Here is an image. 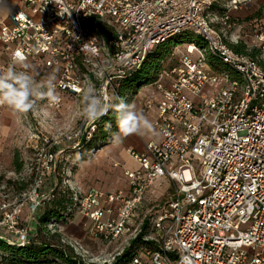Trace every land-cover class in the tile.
I'll list each match as a JSON object with an SVG mask.
<instances>
[{"label": "built area", "instance_id": "2783aa9c", "mask_svg": "<svg viewBox=\"0 0 264 264\" xmlns=\"http://www.w3.org/2000/svg\"><path fill=\"white\" fill-rule=\"evenodd\" d=\"M14 1L0 20V71L35 66L41 85L54 75L59 101L38 99L54 108L64 96L82 97L89 86L101 96L118 95L119 81L156 46L193 35L185 53L161 70L154 83L158 98L142 108L147 112L155 103L150 123L157 137L144 152L127 149L137 164L123 170L128 192L73 190L74 215L85 218L87 234L118 241L140 219L146 193L167 180V200L142 216L150 218L146 240L156 248H139L126 263L180 264L187 256L192 264H264V9L241 24L232 22V12L254 0ZM90 18L110 28L109 40L92 32ZM94 37L99 41L85 49ZM246 38L248 49H258L255 58L231 47ZM17 53L22 63L14 64ZM98 120H88L75 148ZM62 141L33 135L30 184L13 203H0V239L24 245L36 235L34 228L19 227L21 215L27 210L37 223L39 209L54 197Z\"/></svg>", "mask_w": 264, "mask_h": 264}, {"label": "rangeland", "instance_id": "374dc122", "mask_svg": "<svg viewBox=\"0 0 264 264\" xmlns=\"http://www.w3.org/2000/svg\"><path fill=\"white\" fill-rule=\"evenodd\" d=\"M252 8H256L257 5L254 2ZM5 7H0V15L5 10ZM253 11V10H252ZM191 32H186L183 35L178 36L170 43L171 48L175 47L177 50L185 48V43L192 39ZM169 46V45H167ZM164 56L165 58H163ZM161 57L157 56L151 63H155L161 60L163 63H159V69H164L173 62V59L169 55V52H164ZM151 67L148 68V74L150 76L149 84L145 83L141 89H138L131 96V104L135 105V109L139 113H145L142 108L146 104L148 99L153 100L155 88L152 83ZM16 71H27L31 75L37 84L42 80L40 71L35 66H18L16 65ZM83 97V96H82ZM82 97H62L61 105L58 108L49 107L44 102L36 99L35 107L33 110L27 113L17 112L7 105H3L0 108V203L16 201L21 194L26 191L30 184V172L29 164L33 158L31 150V142L34 134H44L53 140H63V151L58 154V161L54 168V175L52 178L55 182L62 183V187L69 188L70 190L77 191V187L84 184L90 186L94 182L105 181L107 176L110 179L109 189L120 188L125 184L121 170L124 166L134 167L135 163L130 161L126 156H122L121 153L126 150V146L120 142H114L111 138V133L116 132L117 127L114 130H110L107 135L108 139L105 143L98 145L91 153L84 151H75V145L81 134H84L88 129V120L83 115V100ZM143 100L140 102L139 98ZM35 99V98H34ZM78 134V136H75ZM148 133L144 135L139 134L140 140L147 138ZM67 137H71L67 140ZM66 139V141H65ZM147 141V139H146ZM115 154L118 156L116 159L110 160L108 166H102L101 163L104 158ZM81 164L84 165L82 173L78 171ZM89 172V174H88ZM87 174L91 177H87ZM92 178V179H89ZM171 183L165 181L158 186L152 187L146 193L145 201H143L139 225L132 231V234L127 235L125 238L119 240L116 243L103 242L90 238L85 234V231L81 229V236L70 235L67 233L69 225L73 221L72 218L64 222H51L44 228L41 223H38L39 231L34 238L35 242L41 240H50L59 244L63 249L67 251L69 255L79 256L83 260L84 264H112L115 262L117 256L122 254L123 250L127 248L132 239L140 232L141 223L145 220L142 216L144 212L156 208L158 205L163 204L171 192ZM49 202H46L40 209L41 214ZM3 216L0 211V219ZM81 228V225L78 224ZM19 227H23L20 222ZM150 230V225L148 231ZM142 251H139L141 254ZM52 260V258H49ZM56 264H63L59 260H54ZM53 262V261H52ZM128 264V263H126Z\"/></svg>", "mask_w": 264, "mask_h": 264}, {"label": "trees", "instance_id": "16d2710c", "mask_svg": "<svg viewBox=\"0 0 264 264\" xmlns=\"http://www.w3.org/2000/svg\"><path fill=\"white\" fill-rule=\"evenodd\" d=\"M263 8V7H262ZM262 8L259 7L257 11L250 14L246 18L245 22L251 21L254 17L261 14ZM233 23H237L235 18H232ZM88 26L92 32H96L104 35L106 39L111 38V30L103 23L95 18H90L88 20ZM247 40L240 39L238 44L231 45L232 49L238 53L248 54L250 57L255 58L258 54V49L255 47L247 48ZM170 42L165 44H160L156 46L146 57L141 67L131 72L128 76L119 81L117 87V94L123 97L126 102L130 103L132 95L138 89H141L145 83L149 84L150 76L148 74V68L151 67L152 73V83L154 84L161 72L159 69V63H163L161 60L155 63H151L153 59L157 56H162L163 53L169 52L171 55L172 48ZM169 45V46H167ZM165 58L164 56H162ZM111 128L108 129V125ZM117 127L116 112L114 109H110L106 115L99 118L96 123L95 130L91 133V137L88 139L83 136L79 145L75 151H84L91 153L94 149L98 147L99 144L105 143L108 139V134L110 130H114ZM61 182L57 184L54 190V197L49 201L44 211L38 216V223H41L44 228L51 222H64L69 220L74 216V202L73 196L74 192L69 188L62 187ZM150 225V218L147 217L141 224L140 232L132 239L131 244L125 248L116 260L112 264H125L133 253L139 248H145L148 251H152L156 248V243L153 240H146L148 236L152 234V229L150 225V230L148 227ZM39 231V227H38ZM49 258H52L50 260ZM54 260H59L63 264H84L83 260L79 256L69 255L65 249H63L59 244L54 243L50 240H41L35 242L31 240L28 244H19L11 242L7 239H0V264H56ZM53 261V262H52Z\"/></svg>", "mask_w": 264, "mask_h": 264}, {"label": "clouds", "instance_id": "9594fccd", "mask_svg": "<svg viewBox=\"0 0 264 264\" xmlns=\"http://www.w3.org/2000/svg\"><path fill=\"white\" fill-rule=\"evenodd\" d=\"M52 3H60L61 0H51ZM0 7H8L7 0H0ZM67 12L64 9L57 14L63 16ZM70 15V14H69ZM97 38H93L84 43L85 49L93 46L98 42ZM92 50L96 49L92 47ZM22 63L20 54L14 57V64ZM26 67V66H25ZM55 76L51 75L47 78L46 84H37L34 78L27 71H16L14 66H9L6 70L0 71V105H7L17 112L27 113L35 107L36 99L47 98L50 102L59 101V96L55 92L54 85ZM46 87L47 91H41ZM35 98V99H34ZM83 115L86 119L95 121L106 115L110 109L116 112L117 131L111 133L114 142H120L122 137L131 134L144 135L152 132L153 126L143 115L135 109V105L125 101L123 97L114 95H98L92 86H89L83 93ZM111 125H108V129ZM180 264H192L191 258L181 257Z\"/></svg>", "mask_w": 264, "mask_h": 264}, {"label": "crops", "instance_id": "0c3cea01", "mask_svg": "<svg viewBox=\"0 0 264 264\" xmlns=\"http://www.w3.org/2000/svg\"><path fill=\"white\" fill-rule=\"evenodd\" d=\"M254 2L256 3L257 7L253 9L252 8L253 7L252 4ZM7 4H8V7L1 13L0 20H4L5 18H7L8 14L14 8L15 1L14 0H7ZM259 7H261V8L263 7L262 10L264 9V0H254L253 2H249V3L245 4L239 11L232 12V17L237 20V23H241V24L242 23H245L246 18H248V16H250V14L255 13ZM177 53L178 54L176 56H173V57L171 56V58L173 59V62L171 64H173L176 61L178 55L185 53V50L184 49H182L180 51L177 50ZM152 95H153V100L155 101L158 98L159 93L155 90L154 93H152ZM142 100L143 99L140 97L139 98V101L141 102ZM140 109L141 108H139L138 110L140 111ZM155 110H156V105L154 103L152 109L151 110H148L147 112H145L143 114L145 117H147V119L149 120V122L154 118V116H155ZM155 137H157V134H156L155 130L152 129V132L148 133V136H147L146 139H147V141H149L150 139L155 138ZM146 139H145V141L142 140V139L140 140L139 134H131V135H128L127 137H122L121 138V141H122V144H124L126 146V150L121 153L120 157H118L115 154H113V155L109 156V158H107V159L104 158V161H102L101 165L102 166H105L106 164H108V162L110 160H113L114 158L116 159L117 157L120 159L122 156H126V158L128 157L130 161L134 162L130 158V156L127 154V149H133V150H135L137 152H140V153L141 152H144V150H145V143L147 142ZM106 166H108V165H106ZM136 167H137V164L136 163H135V166L134 167L124 166L123 169L121 170L122 175H123V170L124 169H126V168L135 169ZM82 168H84V165L83 164H81L80 169L78 171L80 174L82 173ZM88 174H89V172H88ZM88 174H87V177H91ZM108 178H109V176H107V178H106L105 181L99 182L98 184H95L94 182H91L92 184L90 186H85L84 184H82V185H80V186L77 187V190L82 195L85 194L88 191V189L91 188V187L99 188V189H101L102 191H105V192H114V191H118V190H121L124 193H127L128 192V185H127V182H126V178L124 176H123V178L125 180V184L123 186H121L120 188H116V189H109L110 179L107 180ZM89 179H92V178H89ZM165 181L166 180H159L158 182H156L155 185L158 184V186H159L160 184L165 183ZM47 189H49L48 186L46 187V190ZM151 190H152V188H151ZM145 198H146V195H145L143 201H145ZM106 205L109 206L108 203H106ZM112 207H115V206L112 205ZM76 215L77 216L74 217V219L71 222V224L69 225L68 229H66V231L69 234V236L71 234L72 235L75 234L77 236H81V231L80 230L84 228L83 224L85 222V218L82 217L79 214H76ZM139 220H140L139 218L136 219V220H133V222L130 223V225L128 227V230L121 236V238L119 240L125 238L129 234H132V231L133 230L135 231V229L138 227ZM21 223L23 224L24 227H31V228L36 229V232L37 233L34 236V238L37 236V234H38V226H37V223L34 224V222L31 221V218H30L29 213H28L27 210H25L22 213V215H21ZM78 224L81 225V228L79 227ZM83 230L85 231V234L88 237L92 238L91 236H89L87 234L85 228ZM34 238H32V240H34ZM94 239L95 240H100L98 238H94ZM118 241H114L113 243H116Z\"/></svg>", "mask_w": 264, "mask_h": 264}]
</instances>
